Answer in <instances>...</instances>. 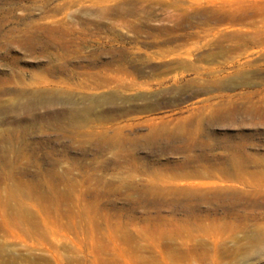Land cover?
<instances>
[{
    "label": "rangeland",
    "instance_id": "rangeland-1",
    "mask_svg": "<svg viewBox=\"0 0 264 264\" xmlns=\"http://www.w3.org/2000/svg\"><path fill=\"white\" fill-rule=\"evenodd\" d=\"M214 1L0 0V264H264V0Z\"/></svg>",
    "mask_w": 264,
    "mask_h": 264
},
{
    "label": "bare ground",
    "instance_id": "bare-ground-1",
    "mask_svg": "<svg viewBox=\"0 0 264 264\" xmlns=\"http://www.w3.org/2000/svg\"><path fill=\"white\" fill-rule=\"evenodd\" d=\"M111 1V0H110ZM114 1V0H113ZM208 4H212V3H214L215 1L214 0H205ZM205 3V2H204ZM213 12H215V11H212V10H210V11H208V13L209 14H213ZM260 28L259 29H263V27L264 26H259ZM163 125H164V123H163ZM166 125V124H165ZM150 126H154V124H151ZM185 126V125H184ZM152 128V127H151ZM176 128H177V131H179V130H181L182 128H181V125H178V126H176ZM162 133V132H161ZM120 132L119 131H115L114 132V134H113V136L115 137V138H118L119 139V137H120ZM159 134L155 131V130H153L152 131V133H151V137H154V138H156L157 136H158ZM150 137V138H151ZM104 138H105V136H104ZM103 139V138H102ZM207 164V163H206ZM215 164V163H214ZM218 165H220V164H218ZM189 167V166H188ZM182 168V167H181ZM203 168H205L204 166L203 167H197V168H195V169H184V171H183V175H182V177H192V176H200V175H206V174H204V173H207V171L205 170V169H203ZM203 169V170H202ZM217 170L218 171H223L224 170V168H218V167H213L212 169H211V171L212 172H217ZM220 172H218V174H219ZM185 182V181H184ZM189 182V181H188ZM188 182H186V183H188ZM194 184V183H193ZM187 185V184H186ZM183 228V227H182ZM180 229H181V227H180Z\"/></svg>",
    "mask_w": 264,
    "mask_h": 264
}]
</instances>
